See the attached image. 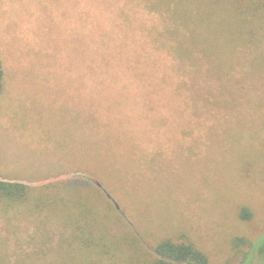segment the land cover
Instances as JSON below:
<instances>
[{
    "label": "rangeland",
    "instance_id": "1",
    "mask_svg": "<svg viewBox=\"0 0 264 264\" xmlns=\"http://www.w3.org/2000/svg\"><path fill=\"white\" fill-rule=\"evenodd\" d=\"M150 1L0 0V264H264V26L218 69Z\"/></svg>",
    "mask_w": 264,
    "mask_h": 264
},
{
    "label": "trees",
    "instance_id": "2",
    "mask_svg": "<svg viewBox=\"0 0 264 264\" xmlns=\"http://www.w3.org/2000/svg\"><path fill=\"white\" fill-rule=\"evenodd\" d=\"M153 1L157 4L150 1L148 4L149 8H157L159 4L164 6L160 14H162L164 19L168 20L169 17L170 20L175 23L171 28H167L166 31H168L169 34H174L179 41L178 45L170 47V45L165 42L166 40H162V35L152 36L151 34L150 40L152 44L157 48L171 49L170 51L177 53L181 60L184 56H192L185 54L194 55V50L202 46L206 47V51H208L209 54L213 53L212 49L218 46V42H215V40L220 34H223L229 39L230 48L224 54V61H222L223 55L222 58L217 57L221 62V64L219 63V66H217L218 69H222L223 63H226V65L229 64L232 56H235L237 53L238 46L245 44L248 40L247 37L253 34V29L247 34L249 26L243 23L254 25L261 30L264 26V0ZM98 12V18L100 22H102L103 16H107L106 14H102V10H98ZM245 36L246 38L244 39ZM232 41L235 42L233 47L231 46ZM187 44L189 45L187 46ZM252 44L255 45L256 43L253 42ZM3 82L4 69L0 54V94L3 89ZM17 185L18 184L0 181V189L7 195L14 192L16 193L12 188H15ZM21 187H23V192L25 193L26 185L22 184ZM63 242L64 240L61 241V243ZM68 248L69 247L63 243V250H67ZM154 250L157 264H209L207 254L197 247L195 243L188 240L177 243L171 239H163L156 244Z\"/></svg>",
    "mask_w": 264,
    "mask_h": 264
}]
</instances>
